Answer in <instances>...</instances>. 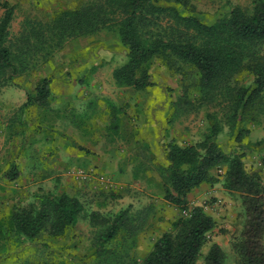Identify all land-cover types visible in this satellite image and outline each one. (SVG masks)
Returning <instances> with one entry per match:
<instances>
[{"label": "rangeland", "instance_id": "374dc122", "mask_svg": "<svg viewBox=\"0 0 264 264\" xmlns=\"http://www.w3.org/2000/svg\"><path fill=\"white\" fill-rule=\"evenodd\" d=\"M80 1L0 0V14L4 3L14 8L10 37L16 38L25 25H45ZM186 1L188 13L211 24L235 6L251 12L258 0ZM40 54L25 74L0 83V264H142L154 243L187 213L164 200L161 169L169 165L165 146L172 139L191 145L209 131V109L196 103L198 75L188 66L173 73L156 59L149 65L154 87L138 91L118 85L113 71L128 58L112 31L70 40L51 56ZM44 78L52 80L47 106L26 107ZM242 81L250 84L251 78L242 76ZM187 99L196 107L185 106ZM219 120L223 150L245 153L247 170L264 179L254 148L264 139V119L244 123L250 134L242 148L229 125ZM13 164L18 178L11 181ZM78 170L88 178L77 179L73 173ZM225 172L215 169L216 184L188 194L190 209L201 208L216 222L197 264H204L214 244L225 252L226 264H236L232 243L243 229L244 214L239 196L223 188ZM62 192L83 205L73 230L59 239L42 234L34 241L16 232L10 219L14 209L38 203L44 193ZM123 212L121 235L107 251L98 250L99 237Z\"/></svg>", "mask_w": 264, "mask_h": 264}, {"label": "trees", "instance_id": "16d2710c", "mask_svg": "<svg viewBox=\"0 0 264 264\" xmlns=\"http://www.w3.org/2000/svg\"><path fill=\"white\" fill-rule=\"evenodd\" d=\"M187 4L186 0H81L71 9L56 12L45 25L27 24L18 37L11 38L14 8L4 3L0 83L10 84L25 74L28 63L40 53L51 56L70 40L102 31L116 33L128 58L113 71L120 86L138 91L154 87L149 65L156 59L173 73H181L185 66L194 69L200 93L196 103L209 109L210 128L195 144L182 146L172 139L165 146L169 165L161 169L164 200L188 214L154 243L142 264H197L216 222L201 208L190 209L188 194L203 184H216L213 172L217 168H226L223 188L242 202L244 226L232 243L236 264H264V179L247 170L245 153L226 152L218 142L222 132L219 117L229 125L241 148L243 138L250 134L244 123L264 119V0L256 1L251 12L235 6L211 24L188 13ZM55 42L57 50L45 48ZM35 43L41 44L40 48ZM242 76L250 77V84L242 81ZM51 81L44 78L39 82L35 96H28L25 106L36 103L46 107L52 97ZM184 104L196 107L190 99ZM254 148L264 168V139ZM8 178H18L14 164ZM82 212L80 200L67 193H44L38 203L14 209L10 219L16 232L28 241L42 234L59 239L78 225ZM124 215L101 234L98 250L107 251L121 235ZM204 264H226L223 249L212 245Z\"/></svg>", "mask_w": 264, "mask_h": 264}, {"label": "built area", "instance_id": "2783aa9c", "mask_svg": "<svg viewBox=\"0 0 264 264\" xmlns=\"http://www.w3.org/2000/svg\"><path fill=\"white\" fill-rule=\"evenodd\" d=\"M73 174L77 179L85 180L88 178V174L83 170H78V171L74 172Z\"/></svg>", "mask_w": 264, "mask_h": 264}]
</instances>
